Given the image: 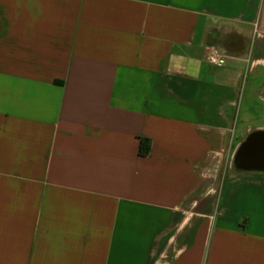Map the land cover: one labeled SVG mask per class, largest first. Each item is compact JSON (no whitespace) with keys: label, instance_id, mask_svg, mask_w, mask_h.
Returning <instances> with one entry per match:
<instances>
[{"label":"crops","instance_id":"obj_1","mask_svg":"<svg viewBox=\"0 0 264 264\" xmlns=\"http://www.w3.org/2000/svg\"><path fill=\"white\" fill-rule=\"evenodd\" d=\"M256 133L264 0H0V264H264Z\"/></svg>","mask_w":264,"mask_h":264},{"label":"water","instance_id":"obj_2","mask_svg":"<svg viewBox=\"0 0 264 264\" xmlns=\"http://www.w3.org/2000/svg\"><path fill=\"white\" fill-rule=\"evenodd\" d=\"M260 154L264 157V133L250 135L244 140L234 154L233 165L245 169L248 163L258 161Z\"/></svg>","mask_w":264,"mask_h":264},{"label":"built area","instance_id":"obj_3","mask_svg":"<svg viewBox=\"0 0 264 264\" xmlns=\"http://www.w3.org/2000/svg\"><path fill=\"white\" fill-rule=\"evenodd\" d=\"M205 61L212 67H222L225 65V55L216 48H211L205 56Z\"/></svg>","mask_w":264,"mask_h":264},{"label":"trees","instance_id":"obj_4","mask_svg":"<svg viewBox=\"0 0 264 264\" xmlns=\"http://www.w3.org/2000/svg\"><path fill=\"white\" fill-rule=\"evenodd\" d=\"M148 152V144H147V141H141L140 143V153L142 155H146Z\"/></svg>","mask_w":264,"mask_h":264},{"label":"rangeland","instance_id":"obj_5","mask_svg":"<svg viewBox=\"0 0 264 264\" xmlns=\"http://www.w3.org/2000/svg\"><path fill=\"white\" fill-rule=\"evenodd\" d=\"M228 173H229V171H228V170H226V171H225V173H224V175H225V176H227V175H228Z\"/></svg>","mask_w":264,"mask_h":264}]
</instances>
